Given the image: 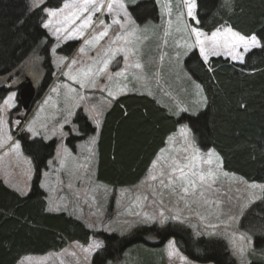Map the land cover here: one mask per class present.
<instances>
[{"label": "rangeland", "instance_id": "374dc122", "mask_svg": "<svg viewBox=\"0 0 264 264\" xmlns=\"http://www.w3.org/2000/svg\"><path fill=\"white\" fill-rule=\"evenodd\" d=\"M140 1L148 0H113V9L109 12L106 7L109 0H104L105 7L92 15V21L82 30V36L77 35L74 29L88 15L87 12L82 13L75 23L65 20L66 17L71 19L77 8L82 6V0L64 2L59 8L63 11L46 9L57 11L55 16L44 10L46 20L42 28L49 43L45 51L52 71L49 84L43 86L46 73L43 60L37 54H33L17 74L0 76V87L6 89L0 100V180L11 188L15 187L21 196H26L31 188L33 166L17 139L22 134L30 139H54L57 147L53 159L49 160L39 183L47 201V212L65 213L82 222L93 233L87 245L70 243L56 253L22 257L17 264H91L94 255L104 245L100 234L127 237L140 227L156 225L162 229L175 224L187 228L193 237L223 241L237 264H249L251 240L238 229V222L251 205L260 200L264 184L251 183L225 172L217 153L212 149L199 150L188 131L181 132L184 126L169 139L156 159V166H152L138 187L114 189L100 185L95 179L100 124L104 111L117 96L137 93L157 100L166 99L170 108L177 113L181 111L179 114L193 115L199 112L197 108L200 105L204 107L200 88L183 68L185 58L193 50L204 63L208 62L201 55L190 26V21L196 23L195 1L153 0L145 11L147 14L141 15L144 16L142 24L132 19L127 6ZM43 2L33 0L34 7L41 6ZM66 3L70 7L65 8ZM189 6L192 16L188 15ZM125 11L129 20H125ZM150 15L152 18H145ZM114 19H119L121 24L113 23ZM101 20L104 24L99 23ZM46 23L47 28L44 27ZM106 25L109 26L107 35L96 41L94 38ZM56 29L61 30L57 32ZM224 29L226 27H220L211 34L200 31L203 34L201 39L218 31L222 34ZM87 40L93 43L86 44ZM68 44L73 45L72 48L67 53L62 52V47ZM258 47L251 46L248 51L238 47L235 50L237 59L223 54L225 49L221 48L220 55H208V59L222 57L231 64L241 65L244 56ZM109 49V56L114 53V58L104 72H99L103 60L108 59L104 53ZM137 63L141 67H135ZM89 69L91 73L86 77L84 73ZM116 72L122 75H114ZM24 77L36 88L28 114L18 101L20 90L25 86ZM77 81H82L85 86L82 88ZM92 81H95L94 87L89 86ZM77 111L86 116L95 133L79 142L72 153L65 140L67 132L78 134L72 122ZM17 144L19 148L15 147ZM208 160H211L210 164ZM176 165L190 167L185 169L184 181L174 179L169 185L168 174ZM209 171L211 176L207 175ZM202 174L205 177L203 181L200 179ZM151 176L157 179L152 180ZM162 179L163 184L160 183ZM187 181H194L195 186ZM181 184L188 187L187 193L183 192ZM93 242H99L101 247L85 251ZM156 247L146 243L135 245V249L126 250L118 261L106 264H198L186 258L173 239ZM172 249L174 254L170 256Z\"/></svg>", "mask_w": 264, "mask_h": 264}, {"label": "trees", "instance_id": "16d2710c", "mask_svg": "<svg viewBox=\"0 0 264 264\" xmlns=\"http://www.w3.org/2000/svg\"><path fill=\"white\" fill-rule=\"evenodd\" d=\"M66 1L44 0L34 7L33 0H0V76L17 74L37 54L46 73L43 86L49 84L52 71L45 51L48 38L42 28L44 9H59ZM194 1L196 23L190 21V26L205 34L230 28L246 38L255 36L260 46L249 51L241 65L222 57H210L204 63L196 50L185 58L183 68L204 98V107L200 105L196 114H179L181 111L170 108L166 99L157 102L137 93L113 100L104 111L96 142L94 176L98 183L114 189L137 185L165 148L167 137L186 126L199 150L217 153L225 172L264 184V0ZM152 4L153 0H148L127 6L132 19L142 24L141 15L147 14ZM72 46H63L61 51L67 53ZM5 91L0 87V100ZM72 122L78 134L67 132L65 145L74 153L76 145L95 129L81 111ZM17 140L31 160L33 179L26 196L8 189L0 180V264L56 253L70 243L87 245L93 233L71 216L47 212L45 194L39 187L41 174L53 159L56 141L30 139L25 134ZM238 229L251 240L249 264H264V190L260 200L240 218ZM100 235L104 245L91 264L115 262L135 245L161 247L170 239L192 262L237 264L223 241L193 237L179 224L162 229L144 226L127 237Z\"/></svg>", "mask_w": 264, "mask_h": 264}, {"label": "snow or ice", "instance_id": "6c2138e0", "mask_svg": "<svg viewBox=\"0 0 264 264\" xmlns=\"http://www.w3.org/2000/svg\"><path fill=\"white\" fill-rule=\"evenodd\" d=\"M119 6H120V8H123V4H120ZM64 7L68 8V7H70V5L66 3L64 5ZM103 7H105L104 0H82V6L77 8L76 13L72 15L71 19L69 20L66 17L65 20L67 21V23H75V21L80 18V15L82 13L87 12L88 15L82 20L81 24L76 29H74V31L77 33V35L82 36L83 35L82 30L90 25V23L92 21V15L95 12L100 11L101 8H103ZM106 7H107L108 11L111 12L113 9V0H109V3H107ZM44 10L48 11L50 16H55L57 14V11H63V9H58L57 11H49L46 9H44ZM188 15L192 16L191 6H189ZM124 17H125V20L130 19V17L128 16L126 11L124 13ZM49 23H51V21H49ZM99 23L104 24V21L101 20V21H99ZM113 23L121 24V21L119 19H114ZM44 27L47 28L48 23H46L44 25ZM108 27L109 26L106 25L105 29L100 31L94 39L96 41H99L104 36H106ZM60 30L61 29H56L57 32ZM192 32L196 36L195 43L200 46L199 50H200V53L203 56L205 62H207V60H208V55H220L221 54V51H220L221 48L225 49L223 54L229 55L233 59H237L238 56L236 55L235 50L238 47L242 46L244 51H248L251 46H260V43L255 36H252L250 38H246V37L240 36L238 33H235L231 29H227V28L224 29V32L222 34L218 31L216 33H213L211 36H205L204 39H201V36L203 34L199 30L193 28ZM69 35H71V33H69ZM229 36H231V39L228 38ZM221 37H223L222 40H221ZM117 38H119V37H117ZM206 41H207V43H206ZM85 43L86 44H92L93 41L87 40V41H85ZM113 43H115V41H113ZM80 51L83 52L84 49L81 48ZM110 51H111L110 49L105 51L104 55L106 57H108V59L103 60V62H102L103 66L98 69L99 72H104L108 68V64H109L110 60L114 58V53L111 56H109ZM124 59L127 60V56H125ZM72 63L75 64L76 61L73 60ZM135 67L139 68V67H141V65L139 63H137V64H135ZM90 73H91V69H89L87 72H85L84 75L87 77ZM114 75L119 76V75H122V73L116 72V73H114ZM72 79L75 80V77H73ZM77 82L80 83V86L82 88L85 86L82 81H77ZM89 86L94 87L95 81H92ZM197 87H199V86L197 85ZM73 91H74V89H73ZM109 95H112V93L109 92ZM81 98H83V97H81ZM17 123H19V122H17ZM185 130H186V126H185V128L181 129V132H184ZM29 131H32V129L29 128ZM169 139H171V137ZM15 147L19 148V145L17 144V145H15ZM209 156H211V152L209 153ZM207 163L210 164L211 160H208ZM155 166H156V163L154 162L153 167H155ZM189 167H190V165H184L183 167L176 165V166L172 167L171 172L168 174L169 175L168 184L169 185L173 184L174 179L184 181L185 176H186L185 169L189 168ZM177 172L179 173V175H175V173H177ZM161 175H163V173H161ZM207 175L211 176L212 173L209 171L207 173ZM225 175H228V174L225 173ZM150 178L152 180L157 179L156 176H151ZM204 178L205 177L202 174L200 177L201 181H203ZM160 183L163 184L164 180L162 179L160 181ZM187 183L192 185L193 187L195 186L194 181H187ZM250 186L251 187H257V185H250ZM181 187H182V190L184 193L188 192L189 189L187 186H185L184 184H181ZM262 187H264V186H262ZM145 199H147V197H145ZM160 215L163 216L164 215L163 212H161ZM99 247H101V244L99 242H93L91 245H89V247L87 249H85V251L90 252L91 250H93L95 248H99ZM170 248H172L171 245H170ZM173 254H174V249L169 251L170 256Z\"/></svg>", "mask_w": 264, "mask_h": 264}, {"label": "water", "instance_id": "95a60500", "mask_svg": "<svg viewBox=\"0 0 264 264\" xmlns=\"http://www.w3.org/2000/svg\"><path fill=\"white\" fill-rule=\"evenodd\" d=\"M24 84H25L24 88L20 90L18 101L21 102V106L24 112L29 113L33 105V99L35 98L36 88L33 86L30 80L25 77H24Z\"/></svg>", "mask_w": 264, "mask_h": 264}, {"label": "crops", "instance_id": "0c3cea01", "mask_svg": "<svg viewBox=\"0 0 264 264\" xmlns=\"http://www.w3.org/2000/svg\"><path fill=\"white\" fill-rule=\"evenodd\" d=\"M127 94H128V93H125V94L119 95V96H117V98L120 97V96H125V95H127ZM152 98H153V97H152ZM115 99H116V98H115ZM115 99H113V100H115ZM154 99H155V98H154ZM113 100H112V101H113ZM156 100H157V99H156ZM112 101H111V102H112ZM157 102H158V100H157ZM201 106H202V105H201ZM182 128H184V127H182ZM177 131H178V130H177ZM177 131L175 132V134L177 133ZM175 134H172V135H170L169 137H167V139L165 140V148H166V146H167V143H168V141H169V138H170V137H173ZM165 148H164V149H165ZM164 149H163V150H164ZM163 150H162V151H163ZM159 154H160V153H159ZM159 154H158V155H159ZM158 155L155 157V159L153 160V162L150 164L149 169L147 170V172H146L145 176L142 178V180L139 181V183H138L137 185L127 186V187H125V188H128V189H129V188H133V187H138V185L144 181L146 175H147V174L150 172V170L152 169L153 163L156 162V159H157ZM3 184H4L8 189H10V190L16 192L17 194H19L15 187H14V188H15V189H14V188H11L10 186H8V185H7L6 183H4V182H3ZM99 184H100V183H99ZM100 185H103V184H100ZM103 186H105V185H103ZM105 187H107V186H105ZM117 189H124V188H117ZM19 195H20V194H19ZM20 196H21V195H20ZM46 204H47V201H46ZM48 212H49V211H48ZM50 213H57V212H50Z\"/></svg>", "mask_w": 264, "mask_h": 264}]
</instances>
